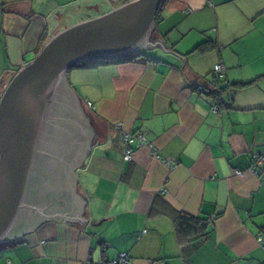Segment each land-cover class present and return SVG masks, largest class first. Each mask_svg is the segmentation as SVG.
Returning <instances> with one entry per match:
<instances>
[{
    "label": "crops",
    "instance_id": "1",
    "mask_svg": "<svg viewBox=\"0 0 264 264\" xmlns=\"http://www.w3.org/2000/svg\"><path fill=\"white\" fill-rule=\"evenodd\" d=\"M127 1L0 0V101L52 35ZM67 81L90 128L71 131L73 184L52 216L0 247V264L122 253L127 264H264V165L253 169L264 153V0H166L145 55L76 65ZM124 133L154 148L134 139L126 160ZM175 211L208 221L206 235L180 229Z\"/></svg>",
    "mask_w": 264,
    "mask_h": 264
},
{
    "label": "water",
    "instance_id": "2",
    "mask_svg": "<svg viewBox=\"0 0 264 264\" xmlns=\"http://www.w3.org/2000/svg\"><path fill=\"white\" fill-rule=\"evenodd\" d=\"M162 2L129 0L57 32L10 81L0 101V247L52 216L43 207L46 192L60 191L64 175L74 179L73 168L62 172L65 161L52 141L55 118L64 114L61 105L70 95L68 70L95 58L145 55ZM55 174L60 177L51 181ZM59 193L69 191L65 186Z\"/></svg>",
    "mask_w": 264,
    "mask_h": 264
},
{
    "label": "rangeland",
    "instance_id": "3",
    "mask_svg": "<svg viewBox=\"0 0 264 264\" xmlns=\"http://www.w3.org/2000/svg\"><path fill=\"white\" fill-rule=\"evenodd\" d=\"M148 51V50H147ZM146 51V52H147ZM145 52V53H146ZM66 94V93H65ZM66 99H65V101L66 102H63L62 103V105H61V109H63V115H60V119H61V123L62 122H65V123H68V124H73V125H76V124H78L79 123V125L82 127L81 128V130H80V132L82 133L81 134V138H83V137H85V135H86V133H87V130H90V128L88 127V126H86V125H88V123H87V117L85 116V114L84 113H80L79 112V107H80V109H81V106H80V103L77 101V99L73 96V95H71V93H70V95L69 96H66L65 97ZM71 112L73 113V112H75L76 113V120H69L70 119V115L69 114H71ZM69 113V114H68ZM74 113V114H75ZM59 118H55V125H57V120L59 119ZM86 132V133H85ZM67 133V132H66ZM84 134V135H83ZM53 140V139H52ZM82 140V139H81ZM83 142H85L84 140H82ZM82 141H80V142H82ZM54 144V143H53ZM56 145V144H55ZM56 147V146H55ZM74 165V162L73 161H71V162H69V161H66L65 163H64V170H62V172H67V171H69L70 169H72L73 166ZM79 171H80V169H79ZM64 174V173H63ZM64 180H65V185L64 186H62V188H61V192L64 190V188H65V186L68 188L69 186H72V182L70 181V176H68V175H64ZM45 183V182H44ZM46 185L48 186V187H51V184H47L46 183ZM60 191H56V192H54V191H51V193H49V196H48V198H46V200H45V203H44V208L46 209V210H50L53 206H55L57 203H58V200H60L61 199V196H62V194L61 193H59ZM48 200V201H47ZM45 212V211H44Z\"/></svg>",
    "mask_w": 264,
    "mask_h": 264
},
{
    "label": "built area",
    "instance_id": "4",
    "mask_svg": "<svg viewBox=\"0 0 264 264\" xmlns=\"http://www.w3.org/2000/svg\"><path fill=\"white\" fill-rule=\"evenodd\" d=\"M215 70L217 74L220 77H223L225 75V69L222 64H218L215 67ZM197 91L199 92H206V88L204 85H198L197 86ZM88 106L90 108L95 107L92 102H88ZM214 109H217L214 107ZM124 139V157L126 160L132 159L133 156V148L131 146L132 142L134 139H138L140 141V144L143 143H148L151 148H154V145L150 142L147 141L146 135L144 133H137V134H132V133H124L123 135ZM167 165L175 164L174 161H166ZM264 165V153H256L254 155V166L253 169L256 170V172H259L262 166ZM264 243V240H262ZM129 261V256L127 253H122L120 256L116 259L110 262V264H127Z\"/></svg>",
    "mask_w": 264,
    "mask_h": 264
},
{
    "label": "flooded vegetation",
    "instance_id": "5",
    "mask_svg": "<svg viewBox=\"0 0 264 264\" xmlns=\"http://www.w3.org/2000/svg\"><path fill=\"white\" fill-rule=\"evenodd\" d=\"M75 125L73 124H68V123H65V122H62L61 123V119L59 118L57 120V125H55V128H54V132L57 134V136H52L53 138V143L54 145L56 146L55 148L57 149L56 151L58 152V154H56V151L54 152L57 156L62 157V159L66 162V161H69L71 162V159L72 157L75 155V153H78V146H80L78 144V146L74 143V145L72 144V140H71V131H77L76 128H74ZM67 132V133H66ZM78 133L80 131H77ZM71 145H73V147H71ZM63 162V161H62ZM61 162V163H62ZM57 174L54 175V177L51 179V181H56V178H59L60 175L58 177H56ZM51 190V189H50ZM47 191L46 193H51V191ZM49 195V194H48ZM48 198V197H46ZM31 216H39L38 212L37 211H31L30 212ZM26 220V217H24L22 219V225L24 224Z\"/></svg>",
    "mask_w": 264,
    "mask_h": 264
},
{
    "label": "trees",
    "instance_id": "6",
    "mask_svg": "<svg viewBox=\"0 0 264 264\" xmlns=\"http://www.w3.org/2000/svg\"><path fill=\"white\" fill-rule=\"evenodd\" d=\"M166 0H163L162 5L164 4ZM162 5L160 6V9L158 11V16H157V21L159 19V14L162 8ZM215 44V43H214ZM205 48V47H204ZM142 55V54H134V53H126L122 55H118L115 57H105V58H95L91 59L85 63L79 64L77 66L86 64L88 62H98V63H103V62H114V61H132L136 59V56ZM219 78H216L217 83L219 84ZM171 215L173 216L174 220L176 221L178 227L182 229L183 231H189L193 227H199L201 230V236H205L206 233H204L207 229V222L206 220H203V218L195 217L192 215H189L187 213H182V212H172Z\"/></svg>",
    "mask_w": 264,
    "mask_h": 264
}]
</instances>
